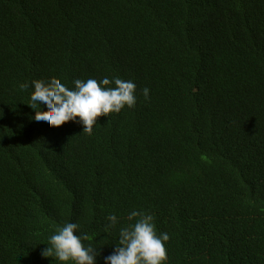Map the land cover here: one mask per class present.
Instances as JSON below:
<instances>
[{"label":"trees","instance_id":"1","mask_svg":"<svg viewBox=\"0 0 264 264\" xmlns=\"http://www.w3.org/2000/svg\"><path fill=\"white\" fill-rule=\"evenodd\" d=\"M105 76L137 101L90 134L20 88ZM133 210L165 264H264V0H0V264H71L42 255L66 222L105 264Z\"/></svg>","mask_w":264,"mask_h":264},{"label":"clouds","instance_id":"2","mask_svg":"<svg viewBox=\"0 0 264 264\" xmlns=\"http://www.w3.org/2000/svg\"><path fill=\"white\" fill-rule=\"evenodd\" d=\"M72 87L59 82L55 77L50 80H32L20 84L28 90L33 87L28 105L35 111L31 117L41 126L59 127L66 122L76 121L83 125V133H91L97 124V117L119 113L125 106L134 107L137 101L136 84L133 80L119 76L100 80L76 78ZM145 100L150 98V89H142ZM42 106V107H41ZM134 223L122 226L119 230V245L104 257L105 264H165L167 250L165 242L170 239L168 232L157 233L154 216L142 210L129 213V221ZM106 219V230L114 227L118 218L115 213ZM77 222H66L59 226L49 237V245L42 251L45 258L54 257L71 264H97L100 255L91 243L87 233H79Z\"/></svg>","mask_w":264,"mask_h":264}]
</instances>
